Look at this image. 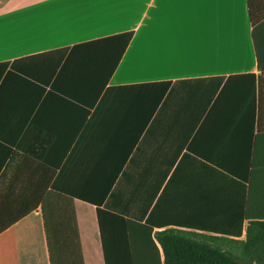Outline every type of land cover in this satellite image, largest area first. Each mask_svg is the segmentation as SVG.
Returning a JSON list of instances; mask_svg holds the SVG:
<instances>
[{
    "label": "crops",
    "instance_id": "crops-1",
    "mask_svg": "<svg viewBox=\"0 0 264 264\" xmlns=\"http://www.w3.org/2000/svg\"><path fill=\"white\" fill-rule=\"evenodd\" d=\"M128 31L99 96L29 69L30 56ZM0 35L1 223L27 213L0 232V264H51L50 193L75 196L84 262L105 264L96 206L74 195H97L103 171L110 211L246 237L252 189L264 192V0H0ZM161 81L147 121L139 90Z\"/></svg>",
    "mask_w": 264,
    "mask_h": 264
},
{
    "label": "trees",
    "instance_id": "trees-1",
    "mask_svg": "<svg viewBox=\"0 0 264 264\" xmlns=\"http://www.w3.org/2000/svg\"><path fill=\"white\" fill-rule=\"evenodd\" d=\"M132 36L133 31L122 32L71 49L65 47L33 55L28 58L35 61L29 69L33 70L35 81L43 86L50 84L51 90L99 96ZM58 77L65 80L59 82ZM170 84V81L144 83V88L139 90L147 104V121ZM32 155L42 159L39 153ZM103 172L99 174L97 195L75 192L74 195L96 206L105 264H264V192L255 194L252 189L251 201L256 200L259 209L247 211L249 224L246 237L241 239L211 229L217 227L202 228L216 232L206 233L194 226L188 227L193 229L158 226L155 224L159 221L153 220L151 214L141 221L110 211L103 206L110 190V180L106 171ZM73 197L50 193L41 201L51 264H85ZM25 214L21 212L4 224L0 219V232ZM156 226L163 229L155 230Z\"/></svg>",
    "mask_w": 264,
    "mask_h": 264
},
{
    "label": "snow or ice",
    "instance_id": "snow-or-ice-1",
    "mask_svg": "<svg viewBox=\"0 0 264 264\" xmlns=\"http://www.w3.org/2000/svg\"><path fill=\"white\" fill-rule=\"evenodd\" d=\"M85 2H88V3H96V2H100V0H85ZM2 35H0V42H2Z\"/></svg>",
    "mask_w": 264,
    "mask_h": 264
}]
</instances>
